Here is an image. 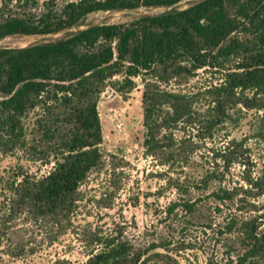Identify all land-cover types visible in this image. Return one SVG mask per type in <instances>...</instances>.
Segmentation results:
<instances>
[{
  "label": "trees",
  "instance_id": "16d2710c",
  "mask_svg": "<svg viewBox=\"0 0 264 264\" xmlns=\"http://www.w3.org/2000/svg\"><path fill=\"white\" fill-rule=\"evenodd\" d=\"M182 1L64 0L57 5L46 0L40 6L39 0H0V42L46 37L24 47L0 46V153L28 151L34 161L51 164L37 179L20 169L0 177V232L9 230L20 212L57 226L69 219L80 186L104 165L97 104L108 86L125 95L140 79L144 152L163 157L167 168L190 166L196 125L205 138L230 120L237 106L264 113V0H197L181 7ZM139 10L156 12L134 15L126 24L87 22L96 13ZM201 69L222 73L218 84L203 91V112L195 107V93L166 88L186 85ZM33 111L28 129L24 119ZM259 137L264 142V130ZM237 147L232 141L221 150L226 168L236 161ZM217 179L211 171L198 183L206 187ZM246 182L264 199V164ZM173 184L178 191L185 188L177 179ZM211 194L224 204L237 193ZM194 206L187 199L171 209L192 213ZM258 228L254 220L240 224L242 250L228 264L264 260V231ZM87 242L92 250L82 264H148L158 247L137 249L120 232H93ZM53 264L79 263L57 259Z\"/></svg>",
  "mask_w": 264,
  "mask_h": 264
},
{
  "label": "rangeland",
  "instance_id": "374dc122",
  "mask_svg": "<svg viewBox=\"0 0 264 264\" xmlns=\"http://www.w3.org/2000/svg\"><path fill=\"white\" fill-rule=\"evenodd\" d=\"M44 1L39 0L40 6ZM63 1L56 0V4ZM194 1L197 0L183 1L180 6ZM155 12L96 13L87 22L126 24L134 15ZM40 40L43 39L13 36L2 40L0 46L24 47ZM221 75L215 70L201 69L186 85L178 87L172 83L166 88L195 93L198 97L195 107L203 112L206 109L203 91L218 84ZM134 82L136 87L125 95L110 86L100 95L97 109L104 165L80 186L69 219L57 226L49 220L35 219L30 212H20L9 230L0 232V264H53L57 259L82 264L92 250L87 240L93 232L103 235L120 232L122 239L137 249L157 245L149 254L148 264H228L242 250L243 221L254 220L259 225L258 231H264V199L251 191L246 182L255 179L263 169L264 142L259 131L264 130V113L237 106L230 111V120L205 138L202 132L197 133L196 125L195 153L190 166L182 170L180 165L173 164L167 168L161 165L163 157L145 155L143 86L139 78ZM35 115L36 111L30 112L24 119L28 129L33 127ZM232 141L238 146V156L226 168L219 158L220 152ZM50 168L51 164L34 161L28 151L0 153V177L20 169L37 179ZM211 171H215L218 179L206 187L200 186V177ZM176 179L185 183L182 192L173 186ZM218 189L233 190L237 193L235 199L224 204L215 202L211 193ZM187 199L195 205L192 213H185L180 207L171 209L174 203ZM253 264H264V260H253Z\"/></svg>",
  "mask_w": 264,
  "mask_h": 264
},
{
  "label": "water",
  "instance_id": "95a60500",
  "mask_svg": "<svg viewBox=\"0 0 264 264\" xmlns=\"http://www.w3.org/2000/svg\"><path fill=\"white\" fill-rule=\"evenodd\" d=\"M184 1H186V0H184ZM183 2V1H182ZM147 14H149V13H147ZM42 39H44V38H46L45 36H40Z\"/></svg>",
  "mask_w": 264,
  "mask_h": 264
}]
</instances>
